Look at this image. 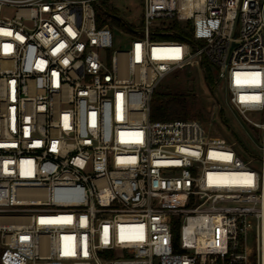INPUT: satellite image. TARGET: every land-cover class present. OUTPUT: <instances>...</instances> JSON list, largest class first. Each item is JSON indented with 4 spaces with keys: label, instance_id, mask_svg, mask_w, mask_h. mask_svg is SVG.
<instances>
[{
    "label": "built area",
    "instance_id": "built-area-1",
    "mask_svg": "<svg viewBox=\"0 0 264 264\" xmlns=\"http://www.w3.org/2000/svg\"><path fill=\"white\" fill-rule=\"evenodd\" d=\"M103 1L0 0V264H264V0H143L126 51ZM190 68L261 132L249 163L216 107L151 121Z\"/></svg>",
    "mask_w": 264,
    "mask_h": 264
},
{
    "label": "rangeland",
    "instance_id": "rangeland-1",
    "mask_svg": "<svg viewBox=\"0 0 264 264\" xmlns=\"http://www.w3.org/2000/svg\"><path fill=\"white\" fill-rule=\"evenodd\" d=\"M143 0H107L101 2V6L111 15L120 20L108 18L114 25V48L126 51L129 48V40L134 36L128 31L127 25H132L136 31H140L142 21ZM98 11H100L97 8ZM180 91L188 96L192 103V115L189 120L200 121L205 130L211 125V133L214 137L222 138L230 144H236L235 150L243 156L246 163L250 158L244 155L245 149L238 145L239 141L245 143L248 150H258L261 146V132L246 124L236 109L230 104L228 94L214 87L211 89L202 70L198 68L187 69L175 73L166 79L156 92L171 93ZM215 109V116L211 123V114ZM211 123V125H210ZM252 142V143H251ZM249 166L255 170H261L260 161H254ZM2 249L0 247V255Z\"/></svg>",
    "mask_w": 264,
    "mask_h": 264
},
{
    "label": "trees",
    "instance_id": "trees-1",
    "mask_svg": "<svg viewBox=\"0 0 264 264\" xmlns=\"http://www.w3.org/2000/svg\"><path fill=\"white\" fill-rule=\"evenodd\" d=\"M174 38L178 40H191L190 37L178 31H176ZM205 77L210 88L214 89L215 79L209 70ZM191 115L192 103L190 102L187 95L180 93V91H173L171 93L155 92L150 105V119L152 122L185 121L189 120L191 118ZM238 145L245 149V152H243L244 155H259L257 150L252 151L246 149L245 143L241 141H239ZM174 233L176 239H178L179 231L175 230Z\"/></svg>",
    "mask_w": 264,
    "mask_h": 264
}]
</instances>
